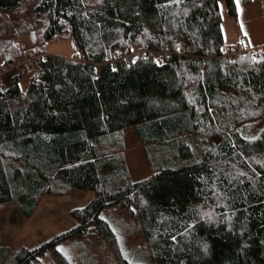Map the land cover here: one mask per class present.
<instances>
[{
  "label": "trees",
  "instance_id": "1",
  "mask_svg": "<svg viewBox=\"0 0 264 264\" xmlns=\"http://www.w3.org/2000/svg\"><path fill=\"white\" fill-rule=\"evenodd\" d=\"M0 0V212L26 221L42 195L89 191L75 223L0 264H39L88 232L130 263L103 215L138 219L153 264H264V47L227 51L234 0ZM248 5L250 0H240ZM28 44L22 49L17 41ZM69 38L76 56L45 54ZM126 52L127 55H123ZM129 54V55H128ZM32 59L34 73L18 83ZM149 176L133 181L125 135ZM1 218V217H0Z\"/></svg>",
  "mask_w": 264,
  "mask_h": 264
},
{
  "label": "rangeland",
  "instance_id": "2",
  "mask_svg": "<svg viewBox=\"0 0 264 264\" xmlns=\"http://www.w3.org/2000/svg\"><path fill=\"white\" fill-rule=\"evenodd\" d=\"M218 12L226 50L234 52L236 47L237 51H240L241 36L237 30L238 24L228 15L222 1L218 3ZM17 41L22 49L28 48V44L23 39L18 38ZM44 52L65 58L76 56L69 38L46 43ZM20 89L23 90V86H20ZM262 127H264V112L258 120L240 128L239 132L243 136L253 137ZM125 144L124 159L130 179L137 181L149 176L150 169L143 153L130 133L125 135ZM91 197L92 193L89 191H73L63 196L44 194L26 221H21L13 206L4 207L0 212V244L10 249L31 248L40 244L48 237L70 228L75 221L69 215V211L84 206ZM103 218L115 233L120 251L126 260L133 264H153L147 257L139 222L135 216H128L121 210L113 209L104 214ZM87 234L84 238L72 239L60 244L57 251L65 257L68 264H115L114 256L106 243L97 236L91 235V231ZM39 264L61 263L47 253L40 259Z\"/></svg>",
  "mask_w": 264,
  "mask_h": 264
},
{
  "label": "crops",
  "instance_id": "3",
  "mask_svg": "<svg viewBox=\"0 0 264 264\" xmlns=\"http://www.w3.org/2000/svg\"><path fill=\"white\" fill-rule=\"evenodd\" d=\"M236 14L233 17L237 22V30L240 33V51L234 47L236 52H245L264 47V1L250 0L248 5H243L239 0V9L234 0ZM222 30V29H221ZM222 36H224L222 32ZM240 38V37H239Z\"/></svg>",
  "mask_w": 264,
  "mask_h": 264
},
{
  "label": "built area",
  "instance_id": "4",
  "mask_svg": "<svg viewBox=\"0 0 264 264\" xmlns=\"http://www.w3.org/2000/svg\"><path fill=\"white\" fill-rule=\"evenodd\" d=\"M123 55H127V53L124 52ZM14 65L15 66L22 65L25 67L24 74L22 75V77L20 78L19 83H18L19 89H20V86H23V89H24L25 86L28 84L29 79L31 78V76L34 73L32 59L29 57H26V56L20 57L15 61ZM10 68H11V66L7 67L4 65L3 58L0 56V76L3 75L4 73H6Z\"/></svg>",
  "mask_w": 264,
  "mask_h": 264
},
{
  "label": "water",
  "instance_id": "5",
  "mask_svg": "<svg viewBox=\"0 0 264 264\" xmlns=\"http://www.w3.org/2000/svg\"><path fill=\"white\" fill-rule=\"evenodd\" d=\"M178 2V0H170L168 1V4H176Z\"/></svg>",
  "mask_w": 264,
  "mask_h": 264
},
{
  "label": "snow or ice",
  "instance_id": "6",
  "mask_svg": "<svg viewBox=\"0 0 264 264\" xmlns=\"http://www.w3.org/2000/svg\"><path fill=\"white\" fill-rule=\"evenodd\" d=\"M237 8L239 9V0H236Z\"/></svg>",
  "mask_w": 264,
  "mask_h": 264
}]
</instances>
